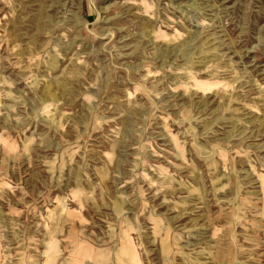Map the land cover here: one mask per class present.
Instances as JSON below:
<instances>
[{
	"label": "rangeland",
	"instance_id": "1",
	"mask_svg": "<svg viewBox=\"0 0 264 264\" xmlns=\"http://www.w3.org/2000/svg\"><path fill=\"white\" fill-rule=\"evenodd\" d=\"M0 264H264V0H0Z\"/></svg>",
	"mask_w": 264,
	"mask_h": 264
}]
</instances>
